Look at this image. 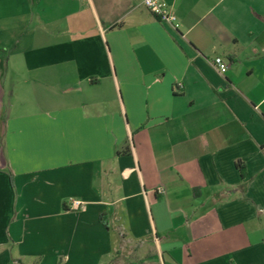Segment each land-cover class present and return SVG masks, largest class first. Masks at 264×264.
Listing matches in <instances>:
<instances>
[{
    "label": "crops",
    "instance_id": "obj_1",
    "mask_svg": "<svg viewBox=\"0 0 264 264\" xmlns=\"http://www.w3.org/2000/svg\"><path fill=\"white\" fill-rule=\"evenodd\" d=\"M164 1L0 0V264H264V0Z\"/></svg>",
    "mask_w": 264,
    "mask_h": 264
},
{
    "label": "built area",
    "instance_id": "obj_2",
    "mask_svg": "<svg viewBox=\"0 0 264 264\" xmlns=\"http://www.w3.org/2000/svg\"><path fill=\"white\" fill-rule=\"evenodd\" d=\"M142 4L161 24L173 29L178 28L177 16L164 0H142ZM213 66L221 74H225L229 69V63L222 57H216L213 60ZM179 86L182 87L180 84ZM82 206L83 202L80 200L72 199L70 201L71 211H78Z\"/></svg>",
    "mask_w": 264,
    "mask_h": 264
},
{
    "label": "rangeland",
    "instance_id": "obj_3",
    "mask_svg": "<svg viewBox=\"0 0 264 264\" xmlns=\"http://www.w3.org/2000/svg\"><path fill=\"white\" fill-rule=\"evenodd\" d=\"M9 77H11V76H9ZM5 94H6V99L8 100L7 102H10V100H11V91L5 90Z\"/></svg>",
    "mask_w": 264,
    "mask_h": 264
}]
</instances>
